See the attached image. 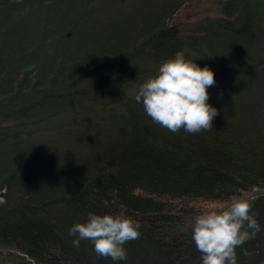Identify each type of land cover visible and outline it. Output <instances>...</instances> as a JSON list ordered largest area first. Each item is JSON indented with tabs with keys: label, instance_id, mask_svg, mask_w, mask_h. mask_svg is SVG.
<instances>
[{
	"label": "trees",
	"instance_id": "obj_1",
	"mask_svg": "<svg viewBox=\"0 0 264 264\" xmlns=\"http://www.w3.org/2000/svg\"><path fill=\"white\" fill-rule=\"evenodd\" d=\"M181 3L0 0V264H114L72 246L89 213L139 221L116 264H202L195 218L233 199L262 229L238 264H264V0H219L185 37ZM180 51L215 73L211 131L172 133L135 102Z\"/></svg>",
	"mask_w": 264,
	"mask_h": 264
},
{
	"label": "clouds",
	"instance_id": "obj_2",
	"mask_svg": "<svg viewBox=\"0 0 264 264\" xmlns=\"http://www.w3.org/2000/svg\"><path fill=\"white\" fill-rule=\"evenodd\" d=\"M215 73L187 59L183 51L161 63L157 74L140 84L134 97L145 113L172 133L181 129L198 134L213 129L218 109L208 103V89L215 85ZM107 206V205H105ZM253 205L233 199L226 207L208 210L195 218L192 240L201 253L202 264H238L237 249L261 232ZM140 223L124 214L89 213L86 222L74 224L68 232L73 247L89 241L98 257L116 262L127 260L125 245L140 238Z\"/></svg>",
	"mask_w": 264,
	"mask_h": 264
},
{
	"label": "rangeland",
	"instance_id": "obj_3",
	"mask_svg": "<svg viewBox=\"0 0 264 264\" xmlns=\"http://www.w3.org/2000/svg\"><path fill=\"white\" fill-rule=\"evenodd\" d=\"M219 0H181V6L178 11L172 16V20L168 23V26L181 28L184 32L181 33L182 37L191 33L190 29L193 27L195 21L203 19L205 16L217 15L215 6ZM126 91V90H125ZM88 132V130H87ZM86 130L80 132V137H74L71 142L78 143V140L85 141L89 135ZM84 133V134H83ZM85 135V136H84ZM6 193V187L0 191V199H4ZM3 201V200H2ZM227 203H211L207 204L206 208L219 209L225 207Z\"/></svg>",
	"mask_w": 264,
	"mask_h": 264
},
{
	"label": "bare ground",
	"instance_id": "obj_4",
	"mask_svg": "<svg viewBox=\"0 0 264 264\" xmlns=\"http://www.w3.org/2000/svg\"><path fill=\"white\" fill-rule=\"evenodd\" d=\"M2 200L4 201L5 200V197H4V199H2V198L0 199V201H2Z\"/></svg>",
	"mask_w": 264,
	"mask_h": 264
}]
</instances>
